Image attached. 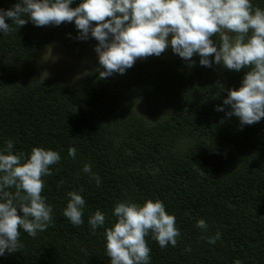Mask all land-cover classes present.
<instances>
[{
  "label": "trees",
  "instance_id": "obj_1",
  "mask_svg": "<svg viewBox=\"0 0 264 264\" xmlns=\"http://www.w3.org/2000/svg\"><path fill=\"white\" fill-rule=\"evenodd\" d=\"M17 2L0 0V9ZM251 3L264 9V0ZM12 27L9 34L0 31V149L12 140L14 153L27 157L42 147L59 152L61 161L51 166L42 192L53 223L34 238L21 229L23 248L0 256V264H110L104 233L116 222L115 205L149 199L162 201L180 230L176 247L161 249L146 237L150 264H264V118L241 126L223 104L247 69L204 67L198 54L185 61L169 47L123 75L101 79L100 64L84 66L74 87L37 77L40 51L58 45L81 62L98 41L77 40L74 22L38 27L29 19ZM85 164L99 176V187L83 172ZM80 189L84 223L74 226L63 211L67 193ZM97 210L107 220L93 235L88 219ZM200 219L206 230L196 227ZM218 232L220 239L209 244Z\"/></svg>",
  "mask_w": 264,
  "mask_h": 264
},
{
  "label": "clouds",
  "instance_id": "obj_2",
  "mask_svg": "<svg viewBox=\"0 0 264 264\" xmlns=\"http://www.w3.org/2000/svg\"><path fill=\"white\" fill-rule=\"evenodd\" d=\"M73 2L18 0L12 8L0 9V31L9 34L12 25L23 27L29 19L38 27L74 22L77 40L91 36L98 41L94 50L104 69L99 73L101 79L114 73L123 75L137 60L159 57L169 47L185 61L198 54L204 67L215 63L236 72L247 69L239 89L229 90L223 101L231 107L226 116L239 118L241 126L264 118V9L254 7L251 0H82L75 8ZM216 111L225 109L217 107ZM13 148L14 142L8 140L0 149V256L23 248L21 229L34 238L53 223V208L42 192L44 178L53 175L51 166L61 161L57 151L34 147L26 157L23 152L14 153ZM68 155L75 159L76 149L69 148ZM83 172L100 186L90 164H85ZM82 191L67 193L63 215L74 226L84 223ZM113 215L116 222L104 233L110 264H150L146 240L150 234L161 249L177 246L180 230L176 218L166 212L160 200L149 199L142 205L124 200L115 205ZM106 220L100 210L89 217L93 235ZM196 227L206 230L208 225L200 219ZM220 235L208 237L207 242L214 245Z\"/></svg>",
  "mask_w": 264,
  "mask_h": 264
},
{
  "label": "rangeland",
  "instance_id": "obj_3",
  "mask_svg": "<svg viewBox=\"0 0 264 264\" xmlns=\"http://www.w3.org/2000/svg\"><path fill=\"white\" fill-rule=\"evenodd\" d=\"M95 47L96 46H89L84 56L85 62L83 60L80 62L78 58L64 54L58 45H50L46 48H43L40 51L37 59V77L41 80L47 78L60 80L74 87H79L82 80V75L86 71L85 68H87L84 66L99 64L98 55L94 50ZM152 57L156 56L140 59L138 61H145ZM11 67L17 71L14 64H12ZM13 74L17 75L18 73L13 72Z\"/></svg>",
  "mask_w": 264,
  "mask_h": 264
}]
</instances>
